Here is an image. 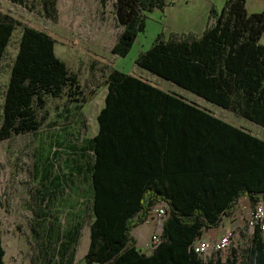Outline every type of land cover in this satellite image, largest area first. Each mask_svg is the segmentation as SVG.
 Returning a JSON list of instances; mask_svg holds the SVG:
<instances>
[{
  "label": "trees",
  "instance_id": "1",
  "mask_svg": "<svg viewBox=\"0 0 264 264\" xmlns=\"http://www.w3.org/2000/svg\"><path fill=\"white\" fill-rule=\"evenodd\" d=\"M165 7L166 0H115L123 31L112 54L127 57L146 28V14ZM18 26L22 25L14 18L0 15V74ZM263 34L264 11L249 14L246 0H228L201 37L159 35L136 64L264 128ZM56 43L46 32L23 26L5 93L0 141L38 132L47 120L50 97L66 95L82 105L91 101L78 75L57 55ZM106 86V106L98 116L101 130L93 140L95 219L86 263L222 264L206 262L192 247L205 230L221 225L222 213L231 215L241 196L248 195L253 205L264 201V140L120 70L111 71ZM178 147L185 159L180 164L186 170L183 180L169 174L168 155ZM241 151L247 154L248 163L242 166L249 174L242 180H227L226 173L241 167L225 159L230 154L235 159ZM207 155L223 163H206ZM208 174L214 176L209 179ZM161 202L169 205L163 242L148 256L137 250L132 231L147 222ZM1 226L0 222V264H4ZM250 264H264L259 223Z\"/></svg>",
  "mask_w": 264,
  "mask_h": 264
},
{
  "label": "rangeland",
  "instance_id": "2",
  "mask_svg": "<svg viewBox=\"0 0 264 264\" xmlns=\"http://www.w3.org/2000/svg\"><path fill=\"white\" fill-rule=\"evenodd\" d=\"M220 1L226 5V0ZM175 2L166 0V11L156 9L146 14L145 30L139 34L129 55L122 58L112 54V48L123 31L116 18L115 0H108L105 5L102 0H0V15H8L22 25L15 30L3 59L0 126L23 26L44 31L56 40L57 55L78 75L84 95L91 97L86 105L71 101L66 95L50 97L47 120L38 132L0 141V222L6 252L4 264H87L80 251L68 252L64 245L70 241L69 232L78 229L82 244L95 219L91 176L95 161L93 140L98 126L96 114L106 91L107 78L113 69L138 75L141 69L136 60L150 49L159 35L166 38L174 30H184L181 20L175 22L170 14ZM261 43L264 45V36ZM162 81L164 85L170 84ZM198 101L200 105H206L202 100ZM247 127L254 135L264 138L263 128L252 123ZM80 169L84 178H88L83 198L84 208L89 211L88 214L85 212L84 221L77 227L65 217L57 220L52 199L59 188L55 180L58 170L65 173L66 181V176L73 177V173L78 174ZM260 203L264 204V201L250 206L242 204L244 208L249 207L230 221L229 230L235 234L228 249L201 258L222 264H250L257 225L252 217ZM221 231V226L218 230H205L204 239L197 242L202 240L213 244L223 235Z\"/></svg>",
  "mask_w": 264,
  "mask_h": 264
},
{
  "label": "crops",
  "instance_id": "3",
  "mask_svg": "<svg viewBox=\"0 0 264 264\" xmlns=\"http://www.w3.org/2000/svg\"><path fill=\"white\" fill-rule=\"evenodd\" d=\"M224 5L225 4H223V2L220 0H217V2L216 0H176L174 7L170 11V14L175 22L181 20V25L184 26V30L182 29L180 32H178V30H174L173 32L168 33L165 39H174V38L178 39V38H184L186 36L201 37L213 24L216 23V16L218 13H220L219 9L222 7L224 8L225 7ZM246 7L249 14L261 13L264 11V0H246ZM137 67L141 69V72H138V75L136 74H129V75L147 81L151 85L161 89L163 92L167 94L187 99L189 103L194 104L196 107L206 111L210 115L222 120L223 122L229 124L230 126L240 129L243 132L254 135L252 132H250L247 126L250 123L252 124L255 123L247 120L246 118L239 115L235 111L227 110L220 106L207 102L203 98L196 96L195 94L190 93L187 90H184L181 87L167 80L165 81L169 82L170 84L164 85L162 81L164 79L159 78L158 76L140 68L139 66ZM107 93H108V88L106 86V91L100 99L99 110L96 114L97 117L106 106ZM189 96L190 98L192 97L194 99L190 100ZM198 100H202L206 105L205 106L200 105ZM97 122H98V126L96 125L95 128L96 130L95 137L99 134L101 130L99 121ZM258 138L264 140V138L261 137ZM135 144L137 147L139 146L138 142H135ZM144 148L143 150L147 152L148 148L146 149ZM150 148H151V143H150ZM146 155L148 154L146 153ZM229 157L231 158L225 159V161H227L228 164H236V167H239L240 165L241 169L237 170L236 172L226 173L225 175L227 177V180L230 179L242 180L243 177L248 175L250 171L248 168H245L244 170L242 166L244 162L248 163L247 154L244 155V153L241 151L239 154L238 153L236 154V158L238 159L236 158L234 159L233 155L231 154L229 155ZM204 158L206 163H210V164H215V162L217 164L223 163V159L221 160V163H219V161H215V159H210L208 155ZM184 161L185 159L183 155L180 154V147H178L176 153H173V155H168V162L170 163L169 174L173 178H177V180L181 178V180H183L184 176H186V170L184 168H181L180 166L182 162L184 164ZM162 165L164 166V157L162 159ZM91 176H92V171H91ZM213 176L214 174L207 175L209 179H211V177ZM64 177H65V173L60 172L58 170L55 180H56V186L58 188L59 185V188L57 189L56 197L52 199V203L54 205V213L57 216V220L58 219L61 220V217H65L66 219L69 220L70 223L76 224L78 227L79 224H81V222L84 221L85 212L86 214H88L89 211L88 209L84 208L85 204L83 198L85 194L84 186L85 183L88 181V178L87 179L84 178V173L82 172L81 169L79 170L78 174L73 173V177L66 176V181H64ZM242 204H249V206L252 204L250 197L248 195L241 196V198L239 199L238 203L235 205V208L233 209L229 217L224 216L223 213L221 214V216H219V219H221L220 226L223 227V232L221 231L220 233L224 234L225 233L224 230L226 229L229 230L230 221L238 217L240 214H242L243 210H247V208L249 207L248 206L247 208H244ZM157 206L169 207V205L166 202L158 203ZM220 226L218 228H214L210 230H218L220 229ZM155 231H156V220L154 219H149L144 224L133 229L132 236L137 241L136 248L138 251L148 256L152 254L153 250L150 249V244H151L152 236L155 233ZM70 232H69V234H71V237H69L70 241L68 240V244L64 245L65 249L68 252H72V253H74V250L76 251V253L80 251L81 258L82 259L85 258L91 245V232L88 234V236L86 237V239L83 241L82 244H81L82 237H81V233L79 232V229ZM204 237L205 234L203 233L202 239H204Z\"/></svg>",
  "mask_w": 264,
  "mask_h": 264
},
{
  "label": "built area",
  "instance_id": "4",
  "mask_svg": "<svg viewBox=\"0 0 264 264\" xmlns=\"http://www.w3.org/2000/svg\"><path fill=\"white\" fill-rule=\"evenodd\" d=\"M253 220L256 223L260 224L262 227V231L264 233V204L260 203L253 213ZM149 219H156L158 222L156 231L152 236L150 249L154 250L163 242V231L164 223L168 219V207L167 206H159L154 208L151 211ZM234 232L232 230H227L225 233L213 244L206 241L196 242L192 249L196 254L200 257L204 255H208L211 252L220 253L228 249L232 244V239L234 238Z\"/></svg>",
  "mask_w": 264,
  "mask_h": 264
}]
</instances>
